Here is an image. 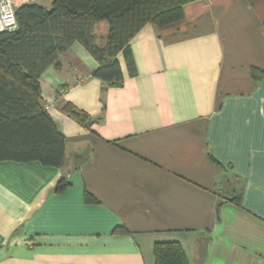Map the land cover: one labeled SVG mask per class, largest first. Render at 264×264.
<instances>
[{"label": "crops", "instance_id": "crops-1", "mask_svg": "<svg viewBox=\"0 0 264 264\" xmlns=\"http://www.w3.org/2000/svg\"><path fill=\"white\" fill-rule=\"evenodd\" d=\"M183 11L131 39L121 84L94 77L79 42L43 73L65 165L0 161V264H155L159 242L190 264H264V0Z\"/></svg>", "mask_w": 264, "mask_h": 264}, {"label": "trees", "instance_id": "trees-1", "mask_svg": "<svg viewBox=\"0 0 264 264\" xmlns=\"http://www.w3.org/2000/svg\"><path fill=\"white\" fill-rule=\"evenodd\" d=\"M192 1L53 0L50 6H18L17 27L0 32V161L64 166L66 136L44 104L43 73L51 66L59 68L62 54L79 42L99 63L93 76L121 84L124 73L118 55L125 56L132 71L131 39L148 23L163 27L180 21L183 6ZM102 22L107 23L104 33ZM252 75L259 80L264 70L253 68ZM62 109L85 127L94 122L70 102L63 103ZM67 186L61 179L56 190L62 192ZM85 197L97 201L89 192ZM155 257V264H190L179 242L156 243Z\"/></svg>", "mask_w": 264, "mask_h": 264}, {"label": "built area", "instance_id": "built-area-1", "mask_svg": "<svg viewBox=\"0 0 264 264\" xmlns=\"http://www.w3.org/2000/svg\"><path fill=\"white\" fill-rule=\"evenodd\" d=\"M19 4L16 0H0V32L14 30L17 27L16 9ZM49 109L50 105H46Z\"/></svg>", "mask_w": 264, "mask_h": 264}, {"label": "rangeland", "instance_id": "rangeland-1", "mask_svg": "<svg viewBox=\"0 0 264 264\" xmlns=\"http://www.w3.org/2000/svg\"><path fill=\"white\" fill-rule=\"evenodd\" d=\"M102 26H103V29L100 31L101 33H104L107 31V23L106 22H102ZM105 30V31H104Z\"/></svg>", "mask_w": 264, "mask_h": 264}, {"label": "water", "instance_id": "water-1", "mask_svg": "<svg viewBox=\"0 0 264 264\" xmlns=\"http://www.w3.org/2000/svg\"><path fill=\"white\" fill-rule=\"evenodd\" d=\"M226 198H228V197H226Z\"/></svg>", "mask_w": 264, "mask_h": 264}]
</instances>
